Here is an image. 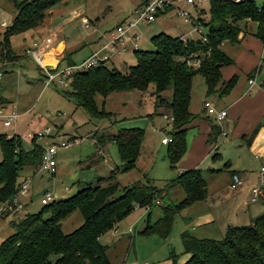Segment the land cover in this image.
Wrapping results in <instances>:
<instances>
[{
	"label": "rangeland",
	"instance_id": "1",
	"mask_svg": "<svg viewBox=\"0 0 264 264\" xmlns=\"http://www.w3.org/2000/svg\"><path fill=\"white\" fill-rule=\"evenodd\" d=\"M136 1L59 0L49 9L52 14H49L46 20L51 27L55 25L61 27L68 44L74 43L75 39L81 37L85 38L86 47L91 48L93 43L97 41L102 43L110 38L111 31L115 26L134 11ZM262 1L253 0L255 5H259ZM14 2L15 0H0V39L2 31L11 23L15 15ZM183 7L193 17L191 21H183L179 15L175 14V8L171 7L164 14L155 17L154 21L138 22L127 32L125 43L116 44V49L112 50L111 61L113 63H110L109 60L106 63L107 66H114L120 71L126 70L127 66L135 63V49L149 50L154 48L150 38L158 32H164L171 36L181 34L186 39L196 38L199 34L192 30V23L193 20H197L200 24L201 20L206 21L208 1L201 2L197 8L188 4H184ZM73 12L79 13V16L73 18ZM80 17H85L90 21L88 28L81 27ZM69 18H73L71 22H68ZM248 24L251 22L249 21ZM91 30L95 33H90ZM200 30L205 34L206 27L201 24ZM135 36L138 38L135 39ZM30 42L27 32L13 36L11 47L15 49L13 51L14 57L8 62L0 59V111L3 115L11 110H15L19 114L15 122L11 121L13 125L10 126L2 124L5 117L0 115V133L6 136L15 135L24 149H30L34 145H40L44 148L52 144L56 136L59 135L62 139L69 141V146L57 149L54 155L56 162L54 173L48 174L38 166L23 169L22 175H28L26 177L27 188L25 195H23L26 196V199H20V207L8 211L7 216L0 217V242L13 232L11 221L16 222L24 213L35 212L42 206L40 199L45 191L50 192L51 195L56 194V199H59L72 195L80 185L102 183V180L107 178L121 164V160L113 142L106 141L103 143L97 141V138L101 135L107 136V134L116 133L122 127H138L143 130V137L136 165L126 171L116 170L113 180L122 186L131 185L136 181L151 183L157 188L164 187L165 194L158 198V201H154V205L149 211L144 210V207L133 208L116 222L114 232H111V230L113 231L111 229L102 234L99 239L101 243L108 245L107 254L112 264H142L143 262L145 264H172V258H168L170 252L173 254L175 263H181L184 254L182 253L179 234L185 227L181 214L196 216L199 209L203 213L211 210L214 211L218 221H220L224 218L222 216L224 214L223 208L228 209L227 206L233 204L232 200L236 199L227 186V172L212 173L209 168H221L227 160L228 162L233 160L235 162L237 154L239 160L245 163L241 167L245 171H249V174L256 173L258 165L264 163V152L259 161L258 158L252 157V151L239 153L237 140L231 136L220 135L216 139L217 148L215 150L216 154L219 153V157L210 159L214 150L208 156H198V152L192 151L190 153L189 151L184 152L173 165H170L166 157L167 142L161 140L162 137L169 138L167 132L170 130V111L168 107L162 104L154 106L153 93L138 89L111 91L104 96L96 93L93 98L96 109L103 110L106 114L93 115L84 106L77 105L73 97L63 96L62 91L58 88L50 85L44 86L36 65L33 64L29 69H25L24 64H27L32 56L24 55V48H20L29 45ZM244 46V43L239 44V42L230 44L223 41L220 44L224 54L231 59V63L222 65L221 68H233L234 70L232 69L231 72L237 75L235 82L225 96L214 95V92L206 94L201 76L194 74L191 77L187 110L194 116V120L192 119L191 122L193 121L192 124L197 122V127L191 126L190 122L188 129L184 132L185 151L191 147L190 140L192 136L196 135L198 122L204 120L201 118L204 115L213 116V114L205 112L202 101H209L208 98L216 96L211 105L215 110H218L219 107L233 102L234 99L238 98L239 93L245 90L244 71H238L233 61L235 56L244 49ZM88 48L73 59L84 57ZM262 51L264 57V48ZM19 59L21 68L17 64L13 65ZM31 63L33 62L31 61ZM258 67H254L252 71ZM262 72H264L263 67ZM221 73V77H223L220 79L225 81L223 78L228 77V75L224 76L223 69ZM169 92V89L161 92V97L168 99ZM238 107L237 105V110ZM239 109L241 111V108ZM260 122H264V116L261 117ZM46 128L50 129L49 136L44 134L43 136L32 137L33 134L43 132ZM238 144L243 149L246 148L245 144L239 142ZM190 160L196 165L194 167L199 170L201 177L206 182V199L193 203L181 212L173 214L166 236L161 237L154 232L141 233L147 224H152L160 216L162 206L181 199L180 187L176 184L168 186L167 183L175 178L180 171L192 168V164H189ZM234 167L241 168L235 165ZM258 181L259 178H256L252 185H259ZM260 185L263 189L264 181ZM216 189L223 194V197H213ZM82 220L80 211L74 209L61 220V229L63 232H70L79 226ZM194 223L195 221L188 223V228L185 227L187 232L214 239L220 238L224 233V228H221L218 222L205 229L197 227ZM235 223L234 225L247 224V222L244 224L243 222Z\"/></svg>",
	"mask_w": 264,
	"mask_h": 264
},
{
	"label": "trees",
	"instance_id": "2",
	"mask_svg": "<svg viewBox=\"0 0 264 264\" xmlns=\"http://www.w3.org/2000/svg\"><path fill=\"white\" fill-rule=\"evenodd\" d=\"M58 1L15 0L16 13L0 39L1 60L10 61L14 57L10 37L41 24L48 10ZM207 1V19H200L206 27L204 41L198 38L182 41L178 36L158 32L150 38L154 48L135 49V63L126 70L120 71L107 66L106 61H99L74 72L68 85L58 88L61 94L73 97L77 105L99 115L106 112L96 109L93 99L96 93L104 96L111 91L128 89L153 93L154 106L162 104L170 111L166 157L173 165L184 153V132L194 117L187 110L191 77L194 74L201 76L206 94L214 92L223 96L232 87L235 75L220 80V67L231 63L220 44L223 41L237 42L238 33L246 32L245 23L248 21L254 23L250 35L264 44V0L259 5L253 0ZM191 55L198 60L195 67L186 63ZM168 89L169 98L161 97V92ZM217 132L218 126L211 125L210 137ZM15 137L0 133V203L10 202L16 195L26 180L23 169L40 168L41 164L44 148L34 145L24 149ZM142 137L141 128L122 127L116 133L101 135L97 141H110L116 145L121 160L116 170L126 171L136 165ZM115 171L102 183L80 185L72 195L55 198L35 212L24 213L16 222L11 221L13 232L0 242V264H112L107 254L108 245L100 242V236L113 229L116 222L133 208L144 207L149 211L154 201L165 194L164 187L157 188L151 183L136 181L122 186L113 180ZM167 184L181 187V199L162 206L160 216L152 224H147L141 233L166 236L173 214L205 197V180L195 167L180 171ZM11 209L3 210L0 217ZM74 209L80 211L82 223L70 232H63L61 220ZM179 237L182 253L187 257L178 264H264V211L247 224L228 225L217 239L195 237L186 230H182ZM168 258H172V264H177L171 252Z\"/></svg>",
	"mask_w": 264,
	"mask_h": 264
},
{
	"label": "crops",
	"instance_id": "3",
	"mask_svg": "<svg viewBox=\"0 0 264 264\" xmlns=\"http://www.w3.org/2000/svg\"><path fill=\"white\" fill-rule=\"evenodd\" d=\"M144 1L145 0H137L135 6L137 7L141 5ZM165 12L166 11H163L160 14L156 15L155 17L160 16L164 14ZM49 14L50 15L52 14L51 10H48L46 17L44 18L41 24L34 27L33 29L20 33V34H24L27 32L30 41L43 40V42H46L45 39L49 38L47 50L42 55H40L38 58L31 57L29 54L25 53V49L28 46H30V44L29 45L27 44V46H22L20 48V49L24 48L23 49L24 55H27V56L29 55L32 58V59L30 58V61H28L27 64H24L25 69H29L30 66L33 64L36 65L38 67L39 76H40L42 83H43L42 77L44 73L43 66H48V67L58 66L59 67V66H64V65L76 64V63L83 61L84 59L89 57L94 52H97L100 54H108L109 57H108V60H106V63L107 61L109 62V60H110V63H113L111 61L113 52L106 45L109 39L102 43L101 41L100 43L97 41L93 43L94 45L91 48L86 47L85 38H81V37H79L78 39H75L74 43L68 44L67 40L65 39V35H63V30L61 29V27H59L58 25L51 27L49 24H47L46 18H48ZM77 16H79V13L77 12L72 15L73 18ZM73 18H69L68 22L69 21L71 22ZM190 18H193V17H190ZM80 19H81L80 20L81 27L88 28L90 21L85 17H80ZM248 22L245 23L246 32L245 33L239 32L237 35L238 41L235 43H230V44H237L239 42V44L240 43L245 44L244 49L241 50L240 54L236 55L235 58L233 59L234 64H236L237 66V70L244 71V79L246 81V85H244L245 90L239 93L238 98L234 99L233 102H230L227 105L221 106L218 108V110L222 109L225 111L224 116L220 120L216 121L213 118V116H207V115H204L203 118H201L204 120H202L203 122H198V128L196 129L197 131H195L196 135L192 136L191 137L192 139L190 140L191 147L190 149L186 151L184 150V152L190 151L191 153L192 151H194V153L198 152V156L199 155L208 156L210 152L214 150V152L211 154L210 159L211 160L215 159L216 157H219V153L217 154L215 153V150L217 148L216 139L218 136L224 135V136H231L233 139L237 140V146H238L237 150L239 151V153L241 151H246V152L252 151L253 158H258V160L259 159L261 160L262 158V155L264 152V122H260V120H261V117L264 116V77H263L264 72H262V67L264 69V57L262 55L263 54L262 49L264 48V44H262L258 39H256L252 35H250L251 31L254 29V23L251 22V24H248ZM90 33L94 34L95 31L91 30ZM13 36L10 37V45H11V38ZM97 44H98V47H96ZM86 48H88V51L84 57L80 59H73V57L77 56L79 53H81ZM12 50L15 51V49L13 48ZM251 50H254V51H251ZM3 61H6V60H3ZM19 61L20 59L14 62L13 65L17 64L21 68V64L19 63ZM31 61L33 63H31ZM256 66L257 67L259 66V67L256 70L252 71V69ZM222 69L224 71V76H227V75L228 77H230L231 75L237 76L236 73L231 72L233 68L231 69V68H225V67L221 68L220 67L219 69L220 77L222 75L221 73ZM247 73L248 75H246ZM0 76H1V73H0ZM228 77H225L223 79L226 80ZM44 86H49V85H44ZM50 86H53V85H50ZM214 95H217V94L214 93ZM214 98L212 97L208 98L210 102L208 100H205V101H208L211 104ZM237 105L239 106L238 110H237ZM11 106L14 107L13 104H11ZM239 108H241V111ZM203 113L204 111L202 112V114ZM213 124L218 126V132L215 134V136L211 138L209 132H210V127ZM191 126L197 127V122H194ZM208 138H209V141L207 140ZM238 142L245 144L246 148L243 149L242 146L238 144ZM189 164H192L191 165L192 167L196 166L194 163H192V160L189 161ZM234 165L237 167H241L245 165V163H242L239 160V155L237 154H236L235 162L234 160L229 161V162L227 160L222 165L221 168L219 167L209 168V171H211L212 173H217L218 171L227 172V180H226L228 181L227 186L230 189L231 193L234 194V197L236 198L232 200L233 204H229L227 206L228 209L223 208L224 214H222V216L224 218L218 221L217 216L214 214V211L207 210V212L203 213L201 212V209H199L196 216L181 214L184 220L183 224L186 228H188L187 227L188 223H192L193 221H195L194 224H196L197 227H202L203 229L211 225H214L216 222H218L220 224V227L224 228L225 230V228L228 225L236 224L235 222H239V223L243 222V224L244 222L249 223L252 220V218H254L255 216L259 215L260 213L264 211V187L263 189H261L260 187L261 189L260 195H258L256 199L253 201L250 200V191H249L250 187L253 186L252 182L256 178H259L260 176V173H258L259 166L264 165V163L259 164L257 172L252 173V174H249V171H245V169H243L242 167L236 168L234 167ZM233 173L236 174L238 178L240 179V184L236 186L235 188H230L229 187L230 175ZM23 177H28V175H23ZM181 192H182V189H181ZM206 193H207V187H206ZM206 193H205V197L202 200H196L188 204L187 206L180 209L179 212H181V210H184L190 207L193 203H196L198 201H204L206 199V195H207ZM23 195L25 194L20 195V199L22 200L26 199V196H23ZM222 195L223 194H221L219 190L216 189L213 197L221 198L223 197ZM144 210H146V208H144ZM115 227L113 228V231L111 230V232H114V229H116ZM185 227H183L184 228L183 230H187ZM192 229H195V228H192ZM190 234L195 237L196 236L201 237L200 235H195L193 233H190ZM184 256L187 257L186 254H184ZM184 256H183V259L186 258ZM183 259H181V262ZM142 264H145V263L143 262Z\"/></svg>",
	"mask_w": 264,
	"mask_h": 264
},
{
	"label": "built area",
	"instance_id": "4",
	"mask_svg": "<svg viewBox=\"0 0 264 264\" xmlns=\"http://www.w3.org/2000/svg\"><path fill=\"white\" fill-rule=\"evenodd\" d=\"M205 0H145L141 5L137 6L133 12L125 16L114 28V30L111 31L110 38L107 42V47L112 51L116 49V44H124V40H126V34L127 32L132 29L138 22H150L154 20V17L156 16V12L163 10L164 8H175V12L177 15L181 17L183 21H191L192 18L187 12V10L182 7L184 4L191 5L193 7H199V4ZM182 4V5H180ZM180 5V6H179ZM200 23L197 20H193L192 23V30L198 32V38L201 41H204L205 34L201 32L200 30ZM135 39L138 37L135 36ZM180 40H185V38L181 35L178 36ZM195 38V39H196ZM192 39V38H190ZM46 42H43V40H33L30 43V46H28L25 49V53L29 54L30 56L34 58H38L40 55H42L48 48V41L49 38L45 39ZM193 56V58H192ZM109 55L108 54H100L97 52L92 53L89 57L84 59L83 61L71 64V65H64V66H54V67H48L43 66V84L44 85H53L57 88H63L68 85V83L71 81L72 75L76 71H81L83 69H86L90 66H94L99 61H106L108 60ZM191 59L187 60V64L190 66L195 67L198 63L197 58L194 57V55L190 56ZM203 109L208 114H213V118L218 121L220 120L224 114L225 111L222 109L215 110L212 105L208 101L202 102ZM0 115L5 117V120H2V124L4 126H10L12 122L17 117V112L15 110H11L6 115H3L0 111ZM3 117V118H4ZM12 121V122H11ZM49 136L50 129L46 128L43 132H38L37 134H33L32 137L37 136H43V135ZM51 136V135H50ZM162 141H169V138L162 137ZM69 146V141L66 139H62L61 136H56L55 141H53L52 144L44 147L42 155H41V164L40 168L47 172L48 174L55 172V166L56 162L54 159V155L59 148H66ZM259 185H253L250 187L249 191L251 194L250 200H255L258 195H260V184L264 181V166L259 167ZM240 184V179L236 174L230 175V182L229 187L235 188ZM27 188V180L23 181L20 185V188L16 195L10 199V202L8 200L0 203V214L5 209H11L12 205L14 206L12 209L16 207H20L21 204L19 203L20 195L25 194ZM56 198V194L51 195L50 192L45 191L42 194V198L40 199V202L42 204H46L50 202L51 200ZM11 209V210H12Z\"/></svg>",
	"mask_w": 264,
	"mask_h": 264
}]
</instances>
